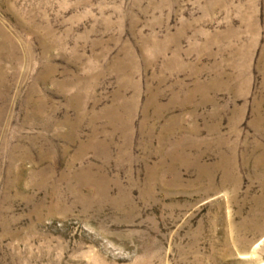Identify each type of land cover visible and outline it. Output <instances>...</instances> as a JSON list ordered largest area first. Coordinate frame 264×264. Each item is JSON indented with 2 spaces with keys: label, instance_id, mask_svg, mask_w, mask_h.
Here are the masks:
<instances>
[{
  "label": "rangeland",
  "instance_id": "obj_1",
  "mask_svg": "<svg viewBox=\"0 0 264 264\" xmlns=\"http://www.w3.org/2000/svg\"><path fill=\"white\" fill-rule=\"evenodd\" d=\"M264 262V0H0V264Z\"/></svg>",
  "mask_w": 264,
  "mask_h": 264
},
{
  "label": "bare ground",
  "instance_id": "obj_2",
  "mask_svg": "<svg viewBox=\"0 0 264 264\" xmlns=\"http://www.w3.org/2000/svg\"><path fill=\"white\" fill-rule=\"evenodd\" d=\"M261 264H264V262H263V263H261Z\"/></svg>",
  "mask_w": 264,
  "mask_h": 264
}]
</instances>
